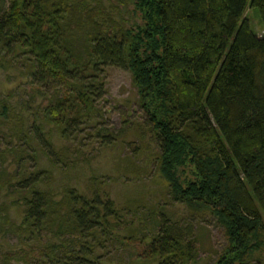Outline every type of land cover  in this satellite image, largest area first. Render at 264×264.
Wrapping results in <instances>:
<instances>
[{
	"label": "trees",
	"instance_id": "trees-1",
	"mask_svg": "<svg viewBox=\"0 0 264 264\" xmlns=\"http://www.w3.org/2000/svg\"><path fill=\"white\" fill-rule=\"evenodd\" d=\"M247 8L264 29V0H0V70L17 71L30 89L18 102L0 96V235L14 236L21 252L6 251L0 264H96L97 247L123 244L113 233L123 220L93 178L89 196L54 192L38 164L41 153L51 166L75 165L69 142L102 117L96 102L110 66L129 71L144 116L138 137L150 136L166 194L188 214L158 213L144 248L122 264L192 263L206 215L225 239L213 264L259 263L264 32L255 34ZM35 94L44 102L32 106ZM97 124L89 134L111 143L116 135Z\"/></svg>",
	"mask_w": 264,
	"mask_h": 264
},
{
	"label": "rangeland",
	"instance_id": "rangeland-1",
	"mask_svg": "<svg viewBox=\"0 0 264 264\" xmlns=\"http://www.w3.org/2000/svg\"><path fill=\"white\" fill-rule=\"evenodd\" d=\"M244 15L255 34L262 35L264 29L253 11L247 8ZM103 75L106 93L96 102L103 112L97 121L102 120L103 123L91 121L81 127L77 140L69 142L79 150L75 165L66 169L57 165L51 166L41 153H38V164L40 168L51 171L53 180L49 187L54 192H60L64 186H68L89 196L87 185L90 188L89 180L93 178L100 193L105 192L109 196L118 217L123 220L113 231L123 244L105 242L106 248L97 247L95 254L99 257L97 262L100 264H122L119 259L125 262L128 250L140 251L144 248L143 244L158 213L180 220L187 219L188 214L182 205L172 202L166 194L167 183L156 170L157 150L150 136L147 134L142 138L138 137V125L144 122V116L137 105L129 71L110 66L105 68ZM6 94L12 95V102L28 99V81L17 71L0 70V96ZM40 102H44L43 97L35 94L31 105ZM96 124L116 135L110 139L111 143L106 144L101 138L89 134ZM63 143L53 137V144L57 148ZM178 174L185 175L180 172ZM37 187L42 190L49 188L42 184ZM15 197L16 194H10L6 201L9 203ZM10 214L13 219L19 220V209L11 207ZM201 221L200 225L197 223V256L190 264H213L225 245L223 231L211 216H202ZM6 251L12 257H20L21 254L16 238L8 234L0 235V256ZM10 263L17 264L20 261L12 258ZM257 264H264V257Z\"/></svg>",
	"mask_w": 264,
	"mask_h": 264
}]
</instances>
